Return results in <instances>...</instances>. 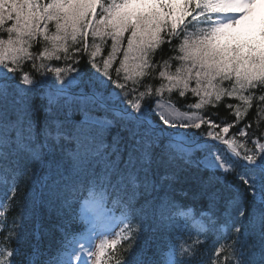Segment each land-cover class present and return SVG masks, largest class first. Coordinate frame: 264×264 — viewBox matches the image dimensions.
Returning <instances> with one entry per match:
<instances>
[{
  "label": "snow or ice",
  "instance_id": "1",
  "mask_svg": "<svg viewBox=\"0 0 264 264\" xmlns=\"http://www.w3.org/2000/svg\"><path fill=\"white\" fill-rule=\"evenodd\" d=\"M0 264H264V0H0Z\"/></svg>",
  "mask_w": 264,
  "mask_h": 264
},
{
  "label": "trees",
  "instance_id": "2",
  "mask_svg": "<svg viewBox=\"0 0 264 264\" xmlns=\"http://www.w3.org/2000/svg\"><path fill=\"white\" fill-rule=\"evenodd\" d=\"M243 35L247 36L248 34H243ZM33 51H35V49H33ZM105 51H107V49H105ZM52 63H57V62L53 61ZM164 96L167 97L168 93H164ZM173 96L175 98V93L173 94ZM189 98H191L190 94H189ZM179 103L182 105L183 101H179ZM181 110H183V109L181 108ZM193 111H198V110H193ZM208 111H213V110L209 108ZM220 112L222 115L224 114V110L222 107L220 108ZM213 118H215V117H213ZM228 119H231V117H228Z\"/></svg>",
  "mask_w": 264,
  "mask_h": 264
},
{
  "label": "rangeland",
  "instance_id": "3",
  "mask_svg": "<svg viewBox=\"0 0 264 264\" xmlns=\"http://www.w3.org/2000/svg\"><path fill=\"white\" fill-rule=\"evenodd\" d=\"M260 10L258 9V12H259ZM259 25V23L257 22V24L256 25H242V26H240V29H248V28H251V27H256V26H258Z\"/></svg>",
  "mask_w": 264,
  "mask_h": 264
}]
</instances>
